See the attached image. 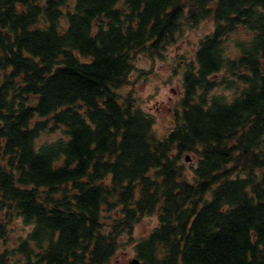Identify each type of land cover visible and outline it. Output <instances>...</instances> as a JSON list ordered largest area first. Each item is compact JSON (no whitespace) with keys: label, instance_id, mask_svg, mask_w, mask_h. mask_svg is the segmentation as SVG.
Returning a JSON list of instances; mask_svg holds the SVG:
<instances>
[{"label":"trees","instance_id":"16d2710c","mask_svg":"<svg viewBox=\"0 0 264 264\" xmlns=\"http://www.w3.org/2000/svg\"><path fill=\"white\" fill-rule=\"evenodd\" d=\"M203 22L159 137L119 90ZM152 214L138 264H264V0H0V264H109Z\"/></svg>","mask_w":264,"mask_h":264},{"label":"rangeland","instance_id":"374dc122","mask_svg":"<svg viewBox=\"0 0 264 264\" xmlns=\"http://www.w3.org/2000/svg\"><path fill=\"white\" fill-rule=\"evenodd\" d=\"M211 26V22H203L195 28L186 29L182 37L175 44L164 49L161 55L153 57L138 55L133 60L134 66L128 82L119 92L122 97L130 94L135 105L153 116V129L159 137L164 136L173 126L174 113L179 109V101L182 97L184 66L193 59L199 39L211 30ZM217 87L216 90H220ZM221 89L227 99L233 97V89L224 87ZM187 153L182 156V162L188 170L190 165L195 164L196 156ZM156 225L155 214L142 217L134 225L131 238L121 239V244L109 264H127L131 258L136 257V242L148 235ZM23 227L24 225L18 222L17 226L12 228L14 239L22 233Z\"/></svg>","mask_w":264,"mask_h":264},{"label":"water","instance_id":"95a60500","mask_svg":"<svg viewBox=\"0 0 264 264\" xmlns=\"http://www.w3.org/2000/svg\"><path fill=\"white\" fill-rule=\"evenodd\" d=\"M138 263H139V259L134 257L131 258L127 264H138Z\"/></svg>","mask_w":264,"mask_h":264}]
</instances>
